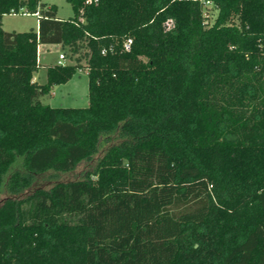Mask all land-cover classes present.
I'll return each instance as SVG.
<instances>
[{
    "label": "trees",
    "instance_id": "1",
    "mask_svg": "<svg viewBox=\"0 0 264 264\" xmlns=\"http://www.w3.org/2000/svg\"><path fill=\"white\" fill-rule=\"evenodd\" d=\"M66 1L0 0V264H264V0Z\"/></svg>",
    "mask_w": 264,
    "mask_h": 264
},
{
    "label": "rangeland",
    "instance_id": "2",
    "mask_svg": "<svg viewBox=\"0 0 264 264\" xmlns=\"http://www.w3.org/2000/svg\"><path fill=\"white\" fill-rule=\"evenodd\" d=\"M42 3L56 5L58 16L61 19H68L73 16L71 5L66 0H42ZM3 29L6 32L23 33L31 30H38V17L32 14H11L3 18ZM64 54L63 63L73 64L69 59L68 49L63 50L61 46L43 45L39 47V63L41 66L51 65L59 59V55ZM85 64L84 62L82 63ZM36 81L40 84L46 83V71L40 69L34 75ZM89 79L86 71H79L74 78L66 85L55 86L49 95L41 98V102L53 108H86L89 106ZM83 166L74 174L62 176L61 180H71L76 178Z\"/></svg>",
    "mask_w": 264,
    "mask_h": 264
},
{
    "label": "built area",
    "instance_id": "3",
    "mask_svg": "<svg viewBox=\"0 0 264 264\" xmlns=\"http://www.w3.org/2000/svg\"><path fill=\"white\" fill-rule=\"evenodd\" d=\"M206 4H209V2H207ZM11 14L15 15V14H27L26 10H21L19 12H16L15 10L11 11ZM168 26H171V23H168ZM132 45V40H128L125 44V49L128 51L130 50ZM65 60V55L64 54H60L59 55V64H64L63 61Z\"/></svg>",
    "mask_w": 264,
    "mask_h": 264
},
{
    "label": "crops",
    "instance_id": "4",
    "mask_svg": "<svg viewBox=\"0 0 264 264\" xmlns=\"http://www.w3.org/2000/svg\"><path fill=\"white\" fill-rule=\"evenodd\" d=\"M57 16H58V14H57ZM58 18H60L59 16H58ZM61 19V18H60ZM41 46H43V45H41ZM56 46H59V45H56ZM38 54H39V52H38ZM40 64V63H39ZM56 64H59V59H58V61L57 62H55V63H52L51 65H56ZM51 65H46V66H51ZM46 71V70H45ZM74 78V77H73ZM35 81H36V79H35ZM46 81H47V74H46ZM38 82V81H37ZM39 83V82H38ZM68 84V83H67ZM66 85V84H65Z\"/></svg>",
    "mask_w": 264,
    "mask_h": 264
}]
</instances>
